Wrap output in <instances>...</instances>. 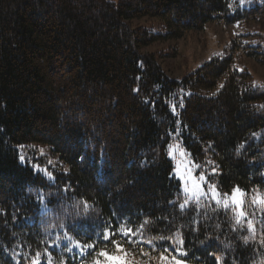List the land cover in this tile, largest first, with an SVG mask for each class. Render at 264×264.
<instances>
[{
	"label": "trees",
	"instance_id": "trees-1",
	"mask_svg": "<svg viewBox=\"0 0 264 264\" xmlns=\"http://www.w3.org/2000/svg\"><path fill=\"white\" fill-rule=\"evenodd\" d=\"M219 19L264 0H0V264H264V34L179 78L144 51ZM176 142L254 213L186 201Z\"/></svg>",
	"mask_w": 264,
	"mask_h": 264
},
{
	"label": "rangeland",
	"instance_id": "rangeland-1",
	"mask_svg": "<svg viewBox=\"0 0 264 264\" xmlns=\"http://www.w3.org/2000/svg\"><path fill=\"white\" fill-rule=\"evenodd\" d=\"M118 1V0H113ZM253 0H240L243 6H249ZM133 26L147 28L153 33L166 31L165 23L160 18H142L132 21ZM256 34V35H255ZM264 34V29L260 27L258 21L250 23L229 24L224 19L210 21L204 30L189 32L184 38L175 40L169 39L157 41L144 49L145 52L156 53L158 62L162 69L173 78L195 70L204 62L210 60L215 55L223 54L226 46L231 39L237 35H248L245 37L247 43L258 45ZM243 63L251 69L257 84H264V66L253 59H246ZM242 63V64H243ZM48 152V151H47ZM168 156L174 163V176L181 183V190L186 201L192 199H210L220 202L223 205H232L239 217H248L249 208L241 191L237 194L236 200H233L231 194H221L215 184L208 180L206 172L199 169L192 160L186 149L176 142L171 144L168 149ZM261 198H257L254 204H260ZM186 203V202H185ZM179 254L183 255L182 251ZM181 256L173 261L172 264H190ZM104 264H134L127 262L121 257H107Z\"/></svg>",
	"mask_w": 264,
	"mask_h": 264
},
{
	"label": "snow or ice",
	"instance_id": "snow-or-ice-1",
	"mask_svg": "<svg viewBox=\"0 0 264 264\" xmlns=\"http://www.w3.org/2000/svg\"><path fill=\"white\" fill-rule=\"evenodd\" d=\"M21 161L23 162V156L20 157ZM239 193V189L238 188H234L233 189V192H232V197H233V200L235 201L236 200V197H237V194ZM106 255V253L104 254Z\"/></svg>",
	"mask_w": 264,
	"mask_h": 264
}]
</instances>
